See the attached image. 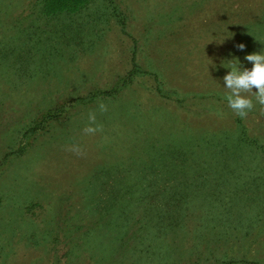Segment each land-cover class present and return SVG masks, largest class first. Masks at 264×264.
I'll list each match as a JSON object with an SVG mask.
<instances>
[{"label":"rangeland","instance_id":"rangeland-1","mask_svg":"<svg viewBox=\"0 0 264 264\" xmlns=\"http://www.w3.org/2000/svg\"><path fill=\"white\" fill-rule=\"evenodd\" d=\"M76 5L0 0V264H264V0Z\"/></svg>","mask_w":264,"mask_h":264},{"label":"clouds","instance_id":"clouds-1","mask_svg":"<svg viewBox=\"0 0 264 264\" xmlns=\"http://www.w3.org/2000/svg\"><path fill=\"white\" fill-rule=\"evenodd\" d=\"M236 47L239 50H244L245 45L238 43ZM234 59L237 63L231 64L228 67L230 71L223 76L224 87L228 90L225 94L227 106L236 116L246 119L248 113L255 107L254 98L255 102L260 106V115L264 116V52H253L245 55L244 59L251 63V68L242 67L238 59ZM98 109L100 113L108 111V107L103 101H98ZM87 121V124L82 129L84 135L94 136L103 132V125L97 122L95 111L88 113ZM65 151L71 152L78 157L86 155L84 148L79 143L65 146Z\"/></svg>","mask_w":264,"mask_h":264},{"label":"trees","instance_id":"trees-1","mask_svg":"<svg viewBox=\"0 0 264 264\" xmlns=\"http://www.w3.org/2000/svg\"><path fill=\"white\" fill-rule=\"evenodd\" d=\"M84 1L85 0H44V7L47 10H48V8L53 9L56 7H57V9H62V8H66V7L74 8L77 6L76 4L82 3ZM105 93H107V92H105Z\"/></svg>","mask_w":264,"mask_h":264}]
</instances>
